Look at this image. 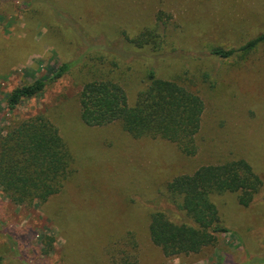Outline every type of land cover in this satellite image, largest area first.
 Here are the masks:
<instances>
[{
    "label": "rangeland",
    "instance_id": "1",
    "mask_svg": "<svg viewBox=\"0 0 264 264\" xmlns=\"http://www.w3.org/2000/svg\"><path fill=\"white\" fill-rule=\"evenodd\" d=\"M57 4L94 36L103 34L109 53L123 48L119 40L126 35L158 30L164 36L159 51L130 43L128 51L136 50L138 60H177L185 84L203 98L194 155L166 140L133 138L119 122L85 124L82 89L73 76L51 81L44 94L15 110L7 107L14 88L49 79L53 69L74 58L76 44L62 38L70 36L55 20ZM1 5L0 139L15 123L43 112L65 141L73 172L41 206L16 205L0 190V264H264V43L245 59L205 56L212 47H239L264 32V0H0ZM103 6L114 15H102ZM160 12L165 21L155 26ZM194 55L203 61L186 65ZM135 99L136 93L130 104ZM241 158L263 181L253 202L244 207L237 193L213 195L229 231L199 253L165 256L149 226L168 184L203 166ZM167 214L193 224L184 212Z\"/></svg>",
    "mask_w": 264,
    "mask_h": 264
},
{
    "label": "trees",
    "instance_id": "2",
    "mask_svg": "<svg viewBox=\"0 0 264 264\" xmlns=\"http://www.w3.org/2000/svg\"><path fill=\"white\" fill-rule=\"evenodd\" d=\"M54 9L58 27L70 36L62 38L76 44L74 58L53 69L51 78H37L14 88L6 96L7 107L15 110L24 100L44 94L51 81L73 76L82 89L79 102L85 124L105 126L119 122L133 138L166 140L175 143L183 153L194 155L205 111L203 98L185 84L177 60L165 57L153 62L138 60L136 50L128 51V43L159 51L165 43L164 36L158 30H145L136 38L126 35L119 40L123 48L109 53L103 34L94 36L90 26L77 20L73 13L65 12L60 4ZM100 11L102 15H114L106 6ZM165 16L158 13L155 26L164 23ZM263 43L264 32L239 47H212L205 56L206 59L225 60L234 56L245 59ZM200 55H194L191 58L194 60L186 65L202 62L204 57ZM144 66L148 67L147 75L141 79L139 74ZM165 72L174 78L165 77ZM135 93V102L130 104ZM72 162L58 128L40 112L15 123L1 137L0 190L16 205L41 206L61 192L73 172ZM262 185L253 166L242 158L178 176L168 184L166 199L151 216V239L165 256L199 253L216 243L219 234L229 231L221 223L212 196L237 193L238 203L248 207ZM167 211L184 212L193 224L177 223ZM48 239L46 253L52 250L53 238Z\"/></svg>",
    "mask_w": 264,
    "mask_h": 264
}]
</instances>
